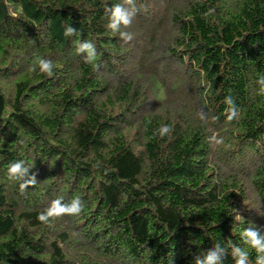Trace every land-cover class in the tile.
<instances>
[{
  "label": "trees",
  "instance_id": "trees-1",
  "mask_svg": "<svg viewBox=\"0 0 264 264\" xmlns=\"http://www.w3.org/2000/svg\"><path fill=\"white\" fill-rule=\"evenodd\" d=\"M262 76L264 0H0V264H193L216 242L233 264L240 228L264 233ZM57 197L81 211L37 220Z\"/></svg>",
  "mask_w": 264,
  "mask_h": 264
},
{
  "label": "clouds",
  "instance_id": "clouds-1",
  "mask_svg": "<svg viewBox=\"0 0 264 264\" xmlns=\"http://www.w3.org/2000/svg\"><path fill=\"white\" fill-rule=\"evenodd\" d=\"M131 0H125V3H130ZM105 13L108 17L106 27L112 31V33H118L119 38L123 42H127L132 39L133 34L128 31L121 30V27H127L133 16L136 13L135 7H126L122 3H116L111 7L105 8ZM78 32L70 25L64 28L63 35L66 37L72 36ZM77 53H86V62L94 60L96 52L95 47L90 41H80L76 47ZM38 66V70L48 76L52 75L53 64L47 58L37 57L35 61ZM259 85L258 94H264V76L257 79ZM226 104L229 106L227 109L226 119L231 121L238 116V110L233 104L231 97L225 98ZM199 118L204 120V114L202 111L198 113ZM214 119V117H213ZM167 124H161L155 131L163 137L169 132ZM209 141L215 144L223 142V138H218L215 135L209 137ZM30 166L25 165L24 160H16L8 164L6 172L10 180L19 181V188L21 191L27 186L32 185L36 181L34 174L29 175L27 179H24L27 170ZM82 209V204L79 198H73L70 203H62V198L57 197L52 200L50 204L44 208L43 211L37 213V220L42 223H47L50 217H57L62 214L75 215ZM239 237L244 247L232 244L230 253L233 259V264H248L249 262V250L255 252L254 264H264V233L260 232L256 227H242L239 230ZM231 243V242H229ZM225 248L220 242L214 243L206 251H201L200 255L194 257L193 264H221V259L224 255ZM169 264H172L170 259Z\"/></svg>",
  "mask_w": 264,
  "mask_h": 264
}]
</instances>
